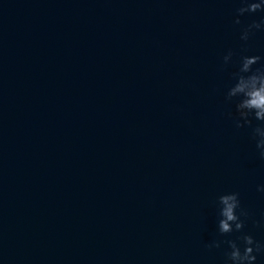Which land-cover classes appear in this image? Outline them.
<instances>
[{
  "label": "water",
  "instance_id": "1",
  "mask_svg": "<svg viewBox=\"0 0 264 264\" xmlns=\"http://www.w3.org/2000/svg\"><path fill=\"white\" fill-rule=\"evenodd\" d=\"M242 43L0 0V264H223L217 195L264 217V159L218 67Z\"/></svg>",
  "mask_w": 264,
  "mask_h": 264
},
{
  "label": "clouds",
  "instance_id": "2",
  "mask_svg": "<svg viewBox=\"0 0 264 264\" xmlns=\"http://www.w3.org/2000/svg\"><path fill=\"white\" fill-rule=\"evenodd\" d=\"M260 14L259 18L243 24L242 17ZM242 25L239 50L228 48L220 58L219 70L228 73L225 102L234 105L228 116L237 129L250 128L259 158L264 159V55L249 51L254 35L264 32V0H239L234 18ZM264 193V183L257 185ZM217 238L207 244L208 249L223 251V264H260L264 256V240L247 231L249 222L264 230V217L255 219L244 206L239 191L225 190L214 201ZM234 237V238H232Z\"/></svg>",
  "mask_w": 264,
  "mask_h": 264
}]
</instances>
